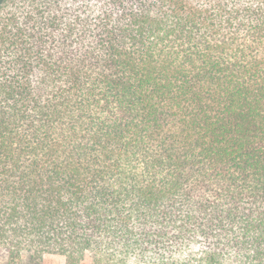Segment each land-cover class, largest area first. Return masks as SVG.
<instances>
[{"label":"trees","instance_id":"1","mask_svg":"<svg viewBox=\"0 0 264 264\" xmlns=\"http://www.w3.org/2000/svg\"><path fill=\"white\" fill-rule=\"evenodd\" d=\"M264 264V0H0V259Z\"/></svg>","mask_w":264,"mask_h":264},{"label":"rangeland","instance_id":"2","mask_svg":"<svg viewBox=\"0 0 264 264\" xmlns=\"http://www.w3.org/2000/svg\"><path fill=\"white\" fill-rule=\"evenodd\" d=\"M0 264H6V257L3 255ZM43 264H66V258L58 254H47L44 257ZM82 264H92V258L89 253L86 254Z\"/></svg>","mask_w":264,"mask_h":264}]
</instances>
